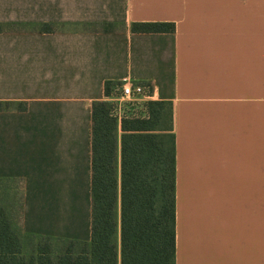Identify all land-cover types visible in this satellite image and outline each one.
I'll use <instances>...</instances> for the list:
<instances>
[{"label": "crops", "instance_id": "obj_1", "mask_svg": "<svg viewBox=\"0 0 264 264\" xmlns=\"http://www.w3.org/2000/svg\"><path fill=\"white\" fill-rule=\"evenodd\" d=\"M0 23V101L26 102L0 110L19 235L89 240L91 103L132 81L172 104L175 264H264V0H0Z\"/></svg>", "mask_w": 264, "mask_h": 264}, {"label": "trees", "instance_id": "obj_2", "mask_svg": "<svg viewBox=\"0 0 264 264\" xmlns=\"http://www.w3.org/2000/svg\"><path fill=\"white\" fill-rule=\"evenodd\" d=\"M100 27L108 31L111 24ZM52 29L50 23L39 25L40 31ZM130 30L172 32L174 23L132 22ZM120 84L104 81V99L91 103L89 240H66L53 253L47 237L25 251L0 203V264H175L172 104L150 99L142 103V116L118 115L109 98ZM2 103L0 110L26 108L24 101Z\"/></svg>", "mask_w": 264, "mask_h": 264}, {"label": "rangeland", "instance_id": "obj_3", "mask_svg": "<svg viewBox=\"0 0 264 264\" xmlns=\"http://www.w3.org/2000/svg\"><path fill=\"white\" fill-rule=\"evenodd\" d=\"M112 97H110V101H113L121 110L116 111V114H134L136 116H142L144 113V107L142 105L143 102H135L132 101L130 103L124 102L118 98L119 90L115 88L112 91ZM1 107L5 105L0 104ZM11 106L15 107L16 104H12ZM126 112V113H125ZM163 125H168V120L163 123ZM20 192H21V184L18 180H10V179H0V203L6 210L11 223L14 228L19 231L20 225ZM22 238V243L24 246V250L28 251L35 246L36 243H44L46 238L43 237H35L30 235H24L20 233ZM66 240L62 239H49L48 244L50 245V249L53 253L59 252L60 249L66 246Z\"/></svg>", "mask_w": 264, "mask_h": 264}, {"label": "built area", "instance_id": "obj_4", "mask_svg": "<svg viewBox=\"0 0 264 264\" xmlns=\"http://www.w3.org/2000/svg\"><path fill=\"white\" fill-rule=\"evenodd\" d=\"M117 89L119 90L118 98L124 102L130 103L144 102L150 100V86L147 84L134 83L132 81L122 82ZM117 105V110H120Z\"/></svg>", "mask_w": 264, "mask_h": 264}]
</instances>
